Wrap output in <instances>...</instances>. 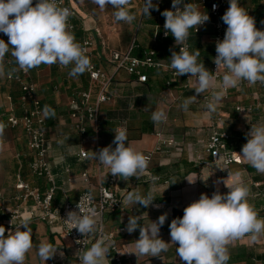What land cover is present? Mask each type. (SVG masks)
I'll return each instance as SVG.
<instances>
[{
  "label": "crops",
  "instance_id": "0c3cea01",
  "mask_svg": "<svg viewBox=\"0 0 264 264\" xmlns=\"http://www.w3.org/2000/svg\"><path fill=\"white\" fill-rule=\"evenodd\" d=\"M250 1L251 3L255 2L254 5H248ZM72 3L85 19V27H88L84 13L78 8L75 0H72ZM238 4L242 8L254 7L245 10L255 19L257 29L264 30V10L261 1L238 0ZM169 5L168 2H165L163 9L166 10ZM159 16L151 14V16H145L143 21L140 19L148 26V30H142V36L135 38V45L137 46L134 48L133 54L141 57L145 49L156 46L159 50V57L163 58L165 62H170L172 51L178 52V49L172 35L166 38L160 36L165 21L160 22L158 18L156 19ZM154 19L157 22H154ZM78 31L82 33L75 35L82 36L83 31L81 29ZM157 31L158 35L155 41L154 37ZM213 31L212 27H207L203 33L194 36L198 39L193 38L191 43V52L196 49L200 50L198 62H203L207 69L211 62ZM142 46L144 47L142 55L135 54ZM128 47L129 45L126 48L116 50H125ZM109 53L97 42L95 63L111 72L113 65L108 61ZM10 57H12L10 52L5 55L3 65L6 75L0 77V126H2V133H0V192L4 196L2 201L4 208H0V226L5 227V235H7L8 231H15L16 228L20 227L21 221L27 218L30 221L28 226L31 229L32 238L38 234L41 237H47L48 243L58 248L57 254L53 258H57L60 264H76L73 242L64 233L61 226L58 223L50 225L45 221L33 218L30 213L33 209V201L17 198L19 191L16 188V174L19 171H22L25 180L40 188L41 192H44L48 185L34 177L30 172L29 157L25 156L27 142L22 129L8 126L3 116V113L10 106L7 96H12L19 108L20 87L7 77V73L12 70V66L8 64ZM70 67L64 68L58 64L50 66L41 64L30 70L31 79L37 85L38 95L42 99L44 109L45 106H48L52 110L48 115V157L55 174L57 189L54 204L57 206H62L68 200H77L87 188L81 175L85 169L91 175L92 190H95V185L100 178L110 171L95 159L87 158L85 161L79 156L82 148L87 150L88 157L91 151L98 152V149L97 141L91 131L86 138H83L72 127L67 105L69 97L73 92L87 88L90 84V78L87 71L78 76L70 75ZM153 71L156 72L152 74L148 84L133 79L124 70L118 71L110 84V91L114 99L101 108L102 131L99 150L112 144L115 137L114 131L117 130L122 121H125L128 129V141L143 154L153 151L148 169L142 178L132 177L125 181L119 177L118 190L126 209L124 211H107L104 215L103 229L106 233L114 235V241L121 252L127 254L133 264H181L176 255L175 245H170L169 250L162 252L160 257H137L133 252H135L134 241L139 239V229L129 233L126 230L128 218L129 216L138 217L139 222L147 226L151 221H156L160 215L167 213V219L160 229V237L164 241L170 242L169 225L172 219L182 217L183 209L192 201L198 200L202 193L209 197L217 189L221 193H227L229 189L222 181L226 179L228 184H232L237 179L235 176L237 172L241 174L240 179L250 189L249 202L254 205L259 217L264 218V174L258 173L244 159L242 164L233 163L229 166H225L221 162L215 163L204 151L211 133L213 119L217 115H222L223 120L218 123V126L229 131L231 134L230 147L241 152L243 139L245 136L247 137L251 125L264 123V108L245 114L236 111L235 107L239 104L249 103L257 96L263 97L264 89L256 84L249 85L244 81L238 88L231 89L230 100L227 101L222 98L214 112L206 109L200 95L185 110L181 104L186 98L195 95L193 85L187 91L176 88L167 89L165 86L167 71L165 69H152L149 72ZM165 94L168 96L167 98H164ZM183 95L185 96L183 97ZM158 110H163L168 115L164 127L165 135L175 137L177 140L176 145L167 147L162 151L154 150L157 144L154 131L161 126V122L154 123L151 117L153 112ZM151 122L154 124V131L145 132L143 127L145 124L150 127ZM112 147L114 148L115 145L112 144ZM198 155H201V158H198ZM225 167L227 170L219 169ZM228 172L231 175H228ZM153 176H159L154 184L153 195L155 200L153 205L145 208L125 202L129 192L138 191L142 195H146L153 188L151 179ZM187 179L195 182L189 183ZM217 181L221 182L217 184ZM15 209H18L19 212L17 218L13 217ZM130 209H134V211ZM120 227H125V231L120 232ZM96 235L95 232L93 243H95ZM228 249L230 256L228 264H264V236L253 242L250 235H245L230 244ZM61 252L63 256L60 255ZM112 255L110 248L104 264H116ZM47 261H43L41 264H46ZM25 264L38 263L27 254Z\"/></svg>",
  "mask_w": 264,
  "mask_h": 264
},
{
  "label": "clouds",
  "instance_id": "9594fccd",
  "mask_svg": "<svg viewBox=\"0 0 264 264\" xmlns=\"http://www.w3.org/2000/svg\"><path fill=\"white\" fill-rule=\"evenodd\" d=\"M93 2L101 10L109 5L115 9L113 16L117 22L131 23L135 19L128 7L131 0ZM153 8L159 10L152 0H144L143 14L151 16L150 9ZM70 15V10L59 6L58 0H37L35 5L33 0H0V33L8 37V42L0 39V77L6 75L3 59L9 52L18 69L24 72L41 64H58L64 68L71 66L69 74L72 76L90 70L92 65L86 50L69 31ZM161 15L165 17V35L170 33L175 38V44L180 46L179 52L172 51L169 67L177 76L190 74L195 78L192 82L195 95L182 102L183 109L187 110L199 95L211 90V98L205 107L214 112L229 88H238L244 81L249 85L257 82L264 84V30L257 29L255 19L239 6L238 0H230L221 18L227 28L223 39L216 42L214 73L223 71L219 80L203 62H198L200 50L189 52L186 43L190 30L198 31L199 26L209 21L208 14L201 12L198 4L172 0V9L164 10ZM7 75H11V72ZM51 111L45 106V116ZM151 118L154 123H160L167 117L163 110H158L153 112ZM114 132L112 144L115 147L110 144L98 152L91 151L89 158L99 161L110 169L113 176L125 181L138 178L147 170L150 158L128 141L126 130L117 129ZM237 154L258 173L264 174V123L251 125L247 142ZM219 169L227 170L226 167ZM228 175L231 173L228 172ZM235 176L237 179L232 184H228L226 179L222 181L229 189L227 193H221L219 189L211 197L202 193L198 200L183 209L182 217L172 219L169 225L170 242L160 237L167 213L147 226L142 225L138 217L129 216L126 230L132 233L139 229V239L134 241L133 253L137 257H160L162 252L169 250L170 245H175L181 264H228L230 244L245 235H250L253 242L264 236V218L259 217L254 205L249 202L250 189L240 179L239 172ZM151 179L153 188L146 195L138 191L129 192L125 202L145 208L153 205L156 177ZM77 208L79 211L67 213L66 221L72 225L71 230L75 228L84 237L97 230L103 232L94 208L87 207L83 202L78 203ZM29 223V219L25 218L20 227L8 231L7 235L5 227L0 226V264H25L26 256L33 248ZM110 248L111 241L101 236L91 247L78 250L76 255L80 264H104ZM57 249L51 243L41 242L37 255L46 262L57 254ZM60 255L63 256V253Z\"/></svg>",
  "mask_w": 264,
  "mask_h": 264
},
{
  "label": "built area",
  "instance_id": "2783aa9c",
  "mask_svg": "<svg viewBox=\"0 0 264 264\" xmlns=\"http://www.w3.org/2000/svg\"><path fill=\"white\" fill-rule=\"evenodd\" d=\"M144 1V0H143ZM264 10V0H260ZM37 0H33V5ZM154 5L162 6L165 2H168L169 8L172 9V0H154ZM198 4L201 12H206L209 16V21L204 25L199 26V30H190V36L187 40L188 50L191 52L192 37L199 35L207 29V27L213 28L212 44H211V62L208 70L213 72L219 80L223 71L214 73L216 71V65L214 63V57L216 56V42L222 40L227 28L222 21V16L229 7L230 0H184V3ZM59 6L66 7L70 10V17L68 19L69 31L75 36L76 42L80 43L86 50V53L91 61V69L87 71L90 84L87 88H83L73 92L68 100V111L72 122V127L83 138H86L91 131L95 140L97 141V151L100 148L101 141V108L104 104L111 102L114 97L110 91V84L116 77V74L120 70H124L133 79L139 82H147L149 80V71L152 69H165L167 71V77L165 78V86L167 89L176 88L181 91H187L190 89L192 82L195 78L190 77V74L183 76H177L175 71L172 70L169 65L170 62L159 57V50L156 46L149 47L144 50L143 56H136L133 54L134 48L137 46L135 39L125 50H112L109 53L108 61L113 65V69L109 72L105 67L99 66L95 63V56L97 50V38L92 34V29L85 27V19H83L79 10L75 8L72 0H58ZM215 5V8H214ZM164 26V24H163ZM159 27V26H158ZM83 31L82 36H76L77 30ZM158 35V31L155 33V41ZM171 34L165 35V29L161 31V37L166 38ZM0 39L8 42V37L0 33ZM11 47V46H10ZM179 52L180 46L177 45ZM8 64L12 66L10 71L11 75H8V79L11 82H16L20 87V94L18 96V103L20 113L18 111L17 104L14 102L12 96H7L9 101L8 109L3 113L6 120V124L12 128L20 127L26 137L27 152L25 156L29 157L28 167L34 177L44 181L48 186L44 192L40 191V188L32 185L29 181L25 180L22 171L16 174L17 183L16 188L19 191L18 199L33 201V209L31 215L33 218H37L41 221L52 225L58 223L63 229L64 233L72 240L75 252L84 247H91L93 243L95 233L84 237L75 228L71 230L72 225L67 221V213L69 211H79L77 208L78 203H85L87 207L94 208L99 216L100 225L104 228V215L107 211H124L126 206L118 190L119 176H113L110 171L100 178L95 190L91 189L93 185L91 181V175L87 169L82 172V178L87 188L79 195L75 201H66L62 206L54 204V196L57 189L55 174L52 171L51 163L49 161L48 152V132L49 122L48 116L44 114V106L42 99L38 95V88L36 83L31 79L30 70L24 72L19 70L15 64L14 58L10 57ZM256 85L264 89V84L257 82ZM231 89L227 90L226 95L223 97L225 100L230 99ZM168 96L165 94L164 98ZM211 98V90L204 92L200 95V99L204 105ZM264 108V96H257L253 101L245 104H239L235 107L236 111L241 113H253L257 110ZM161 122V126L155 130L154 134L157 138V144L155 151H162L167 147H172L177 144L175 137L165 135V125L168 120ZM223 120L222 115H217L213 119L211 133L206 142L204 151L209 155L210 159L215 162H221L225 166H229L233 163H244L243 158L237 153L240 151L230 148L231 134L227 129H223L218 126V123ZM117 129L126 130L128 133L127 123L122 121ZM153 151L146 152L145 155L150 159ZM80 158L87 160L88 152L86 149H80ZM201 158V155H198ZM149 159V162H150ZM227 161V163H225ZM148 169V168H147ZM68 171V169H67ZM147 171V170H146ZM145 171V173H146ZM144 173V174H145ZM144 174L139 177H143ZM156 180L159 179V176ZM152 178V177H151ZM257 185L259 183H256ZM91 196V199L88 197ZM3 193L0 192V208L3 209ZM131 211L134 209H130ZM15 218L19 217L18 209L13 211ZM120 232L125 231V227L119 228ZM96 240L103 236L106 239L112 241L111 250L113 253V259L116 264H133L127 254H123L114 241V235L112 233H106L103 229L101 233L96 231ZM95 240V242H96ZM77 241H80L78 243ZM46 264H60L57 258H51ZM76 264H80L78 256L76 255Z\"/></svg>",
  "mask_w": 264,
  "mask_h": 264
},
{
  "label": "rangeland",
  "instance_id": "374dc122",
  "mask_svg": "<svg viewBox=\"0 0 264 264\" xmlns=\"http://www.w3.org/2000/svg\"><path fill=\"white\" fill-rule=\"evenodd\" d=\"M75 2L78 8L81 9V12L86 16V23L88 24V27H91L92 34L96 36V31H94V28L99 31L98 35L96 36L97 42L108 53L114 49L126 48L137 36H142V30H148V26L144 24L145 22L140 21L141 9L144 5L143 0H131V3L128 7L130 12L135 15V19L131 23H126L123 21L117 22L113 16L115 9H113L110 5L106 6L104 10H101L93 2V0H75ZM254 3H251L250 1L248 5H254ZM158 8L159 10H157V13L160 14L164 11L163 7ZM243 8L247 9L254 7ZM156 18H158L160 22L165 21L164 16L160 15ZM184 96L185 95H183V97ZM32 239L33 248L28 253V256L36 260V263L41 264L43 260H41L37 255V248L41 242H48L47 237L44 238L38 234Z\"/></svg>",
  "mask_w": 264,
  "mask_h": 264
},
{
  "label": "trees",
  "instance_id": "16d2710c",
  "mask_svg": "<svg viewBox=\"0 0 264 264\" xmlns=\"http://www.w3.org/2000/svg\"><path fill=\"white\" fill-rule=\"evenodd\" d=\"M165 4V3H164ZM163 4V5H164ZM163 5L161 6V7H163ZM144 6V5H143ZM158 7H160V6H158ZM133 8V7H132ZM142 9H143V7H142ZM142 9H141V15H140V19L141 20H144V17L146 16L145 14H143V12H142ZM156 11V9L155 8H153V9H150V13L152 14V15H157V16H159V14H157V12H155ZM157 19V18H156ZM154 22H157V20H153ZM82 32L81 31H78L76 34L77 35H80ZM195 36H197V35H195ZM193 38H195V39H198V37H192V39ZM143 46H142V48H140V49H138V51L137 52H135V54H137V55H142V53H143ZM156 71H153V72H149V79L152 77V74H154ZM147 84L149 83V81H147L146 82ZM146 123H148V122H146ZM143 129H144V131L145 132H152V131H154V124L151 122V124H150V127L149 126H147L146 124H145V127H143ZM155 132V131H154ZM247 142V137L245 136L244 137V139H243V145L245 144ZM231 149H235V148H232V147H230Z\"/></svg>",
  "mask_w": 264,
  "mask_h": 264
}]
</instances>
